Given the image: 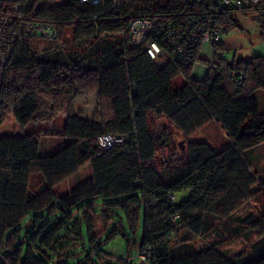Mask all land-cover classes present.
I'll return each mask as SVG.
<instances>
[{
	"label": "trees",
	"instance_id": "trees-1",
	"mask_svg": "<svg viewBox=\"0 0 264 264\" xmlns=\"http://www.w3.org/2000/svg\"><path fill=\"white\" fill-rule=\"evenodd\" d=\"M189 1L17 0L19 9L11 11L17 42L1 87L0 126L12 119L21 134L0 137V264H92V255L101 260L97 209L120 210L129 221L143 210L138 251L149 253L140 260L144 264H264V214L254 221L246 218L257 234L249 253L228 256L218 240L222 229L229 232L225 220L261 188L248 156L264 144V111L254 97L264 90V57L228 62L222 45L212 43L219 60L213 68L205 61L203 80L192 78L202 42L184 55L161 31L166 23L185 25L207 6ZM248 10L257 13L264 39V5L218 8L217 22L227 33L237 28L232 13ZM137 18L155 22L150 40L162 49L158 59L130 42L129 26ZM31 22L55 29L54 40L71 28L73 40L85 50L67 53L59 46L33 52L28 41L44 39L30 30ZM179 75L185 84L173 90L171 81ZM239 76L243 81L237 85ZM91 94L96 110L85 118L75 104ZM57 117L65 118L62 126L55 124ZM211 122L225 134L220 148L192 141L178 153L175 132L191 136ZM38 124L50 128L25 132ZM106 134L122 136L123 143L102 150L97 140ZM40 137L66 138L67 143L39 156ZM87 165L91 174L84 181L67 193L56 192ZM181 192L188 197L177 202ZM83 230L92 251L77 263V251L85 249ZM210 236L214 240L201 247L194 244ZM121 261L133 260L126 254Z\"/></svg>",
	"mask_w": 264,
	"mask_h": 264
},
{
	"label": "rangeland",
	"instance_id": "rangeland-1",
	"mask_svg": "<svg viewBox=\"0 0 264 264\" xmlns=\"http://www.w3.org/2000/svg\"><path fill=\"white\" fill-rule=\"evenodd\" d=\"M59 2L60 0H55ZM257 13L254 10H248L245 12L236 11L232 13V18L237 24V28H234L227 33H224L218 41V44L222 45L220 51L224 59L230 62L233 58L249 61L254 57H264V39L260 36V27L256 21ZM73 32L71 28H66L58 39L50 42L39 38H32L28 41L29 48L37 53L41 54L45 50L51 47H64L65 52L69 53L74 51L81 53L85 50V46L73 40ZM214 45L209 41H203L201 43L198 60L192 67L191 77L196 80H203L208 67L205 61L210 63V68L215 60H219L216 57ZM159 66V65H158ZM185 84V79L182 75L175 77L171 81V87L176 90ZM259 109L264 111V90H257L254 93ZM97 100L94 94L77 100L75 108L85 118H91L96 110ZM57 126H62L65 123V118L57 117L54 120ZM50 128L47 124L29 125L26 128V133L38 134L39 130H45ZM21 131L18 129L16 123L11 119L5 124L0 126V137L6 135H20ZM210 143L215 146L216 149L220 148L225 143V134L221 131L220 127L211 122L204 126L202 129L196 131L191 136L184 137L181 133L175 132L173 136L174 147L177 148L178 153L182 154L187 148L189 142L202 141ZM66 138H54V137H40L39 138V156H48L66 145ZM182 146L183 149L180 147ZM250 159V172L256 174L259 181L260 189H264V144L259 145L249 154ZM91 174L89 165L83 167L75 176L65 180L56 188L58 194H64L70 191L73 187H76ZM37 180V176L34 177ZM258 190L255 197L251 200L244 202L241 207L233 213L231 220L226 219V228L229 232H225L222 229L223 236L218 239L220 247L223 252L228 256H234L238 253H249L253 244L257 240V234L251 231L248 226L247 217L251 216L253 221L257 220L262 214H264V191ZM176 201H184L188 197V192H181L176 194ZM97 205L102 206L103 201H95ZM97 214L94 219L96 222L95 233L97 236V245H100L101 252L104 257L99 260L96 255H92V264H128L121 261L126 254L131 256V264H144L140 258H137L138 247L141 242L142 236V221L143 210L138 212L137 218H133L130 221L120 210H111L110 212L97 209ZM240 219L236 221V218ZM220 225V222H219ZM241 230L238 235H234L236 230ZM115 230L121 231L115 237L110 238ZM83 239L85 249L77 251V263L80 260H84L87 255L91 253V247L87 243L85 230ZM183 234V233H182ZM181 234V235H182ZM214 240L213 236L209 239L196 238L194 244L197 247L206 244L208 241Z\"/></svg>",
	"mask_w": 264,
	"mask_h": 264
},
{
	"label": "built area",
	"instance_id": "built-area-1",
	"mask_svg": "<svg viewBox=\"0 0 264 264\" xmlns=\"http://www.w3.org/2000/svg\"><path fill=\"white\" fill-rule=\"evenodd\" d=\"M17 0H0V92L4 80L5 69L13 54L17 34L12 30L14 22L13 12L19 9ZM115 3L116 0H113ZM191 4L198 2L202 4L205 2L207 6L203 12L195 16L191 21H187L185 25L174 27L171 24L161 25V31L165 35L166 40L170 46L185 55L189 51L193 43L199 41H209L210 43H217L224 33V28L217 22L216 9H231L243 10L244 8H254L259 5H264V0H190ZM197 3V4H198ZM207 10V11H205ZM30 30L34 31L37 36L46 41H52L56 38V30L47 24L29 23ZM155 32V22L149 18H137L131 21L129 26V40L136 46H143L147 56L151 59H158L162 54V49L159 45L150 40L151 35ZM221 58V54L218 55ZM213 68V65H211ZM236 71L231 73L235 76ZM243 81L242 76L235 79L237 85ZM123 137L119 135L106 134L97 140V146L102 150H107L115 145L123 143ZM175 196L170 195L169 199L173 201ZM176 216L172 221L176 220ZM137 258L141 260L148 259L149 253L146 250L138 251ZM138 258V259H139ZM125 260L129 262L130 258L127 256Z\"/></svg>",
	"mask_w": 264,
	"mask_h": 264
},
{
	"label": "bare ground",
	"instance_id": "bare-ground-1",
	"mask_svg": "<svg viewBox=\"0 0 264 264\" xmlns=\"http://www.w3.org/2000/svg\"><path fill=\"white\" fill-rule=\"evenodd\" d=\"M17 2V1H16ZM16 4V3H15ZM19 6V5H18Z\"/></svg>",
	"mask_w": 264,
	"mask_h": 264
},
{
	"label": "crops",
	"instance_id": "crops-1",
	"mask_svg": "<svg viewBox=\"0 0 264 264\" xmlns=\"http://www.w3.org/2000/svg\"><path fill=\"white\" fill-rule=\"evenodd\" d=\"M225 140H226V138H225ZM205 141V140H204Z\"/></svg>",
	"mask_w": 264,
	"mask_h": 264
}]
</instances>
